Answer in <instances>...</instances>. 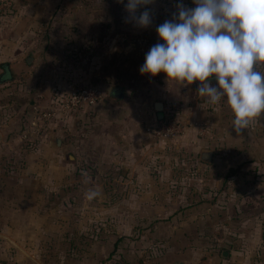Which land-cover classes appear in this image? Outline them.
<instances>
[{"label":"rangeland","instance_id":"374dc122","mask_svg":"<svg viewBox=\"0 0 264 264\" xmlns=\"http://www.w3.org/2000/svg\"><path fill=\"white\" fill-rule=\"evenodd\" d=\"M11 1L17 9L12 19L2 24L1 28L6 24L15 31L14 35L11 34V41L17 39L26 43L32 39L35 45H27L18 59L13 57L15 51L9 48L11 52L6 61L14 76L12 81L0 84V136L4 135V149H7V155L0 158L3 162L0 170L8 176L26 170L28 154L41 155L42 140L48 142L51 139L54 144L53 140L58 135H62L65 141L72 139L68 142L72 146L68 152L70 158L66 155L62 163H57L58 167L68 164L65 173L69 172V179L63 184V187L67 184L68 192L54 198V242L41 245V250L71 254L88 252L93 245L88 240L111 235L118 239L119 244L106 261L108 264H165L166 255L177 250L184 252L193 248L207 258L219 251L220 247L205 242L203 233L199 243L193 240V243L184 245L172 237V230L168 228L174 215L185 219L183 222L186 225L180 230L182 235L189 234V240L191 231L187 223L192 218L188 216V211L184 213V209L195 200L204 199L202 195H192L194 191H200L195 177L202 170L198 172L200 166L192 163L194 156L197 157L193 158L195 161L201 159L198 153L178 148L175 141L159 142L146 135L141 137L142 140H120L119 137L113 144L105 145V142L113 140L112 133L104 129L110 127L111 120L116 116L114 111L59 113L39 128L42 125L40 115L58 109L59 99L75 89L95 86L107 100H111L110 92L114 87L124 89V98L127 92L144 80L149 81L152 88L154 82L167 80L164 73L155 77L141 75L139 68L149 49L158 42L162 43L156 34V27L172 19L178 3L174 0H155L148 6L152 12V24L141 28L126 19L127 0L123 4L117 0ZM183 4L187 7L191 5L188 2ZM18 63L21 68L16 67ZM198 87L199 81L191 85L173 81L172 106L166 100L169 109L164 113L185 121L181 112L183 107L174 104H178L181 97L184 101L195 100L206 104L205 98L196 94ZM105 100L103 102H107ZM221 102L227 104L226 97ZM144 130L148 134L146 127ZM103 135H106V141H101ZM136 141H143V146ZM124 143L128 146L127 154H131L134 162L124 158ZM100 145L105 146L100 155L103 153L109 158L100 159L97 148ZM119 155L124 159H118ZM47 164L45 166L51 169L50 163ZM124 168L127 175H123ZM132 172L143 173L140 180H133V185L127 178ZM132 186V194L127 196ZM89 189L99 191L100 195L92 200L86 199L85 192ZM130 199L146 210L132 214L121 212L122 215H131L132 227H120L117 221L115 225L109 212H102L115 202L124 204ZM57 239L59 242L56 243ZM132 254L134 256L128 258ZM256 263L264 264V260L245 261L243 264Z\"/></svg>","mask_w":264,"mask_h":264},{"label":"crops","instance_id":"0c3cea01","mask_svg":"<svg viewBox=\"0 0 264 264\" xmlns=\"http://www.w3.org/2000/svg\"><path fill=\"white\" fill-rule=\"evenodd\" d=\"M174 2L180 3L181 0ZM182 2H188L191 4L190 7L195 6L192 0ZM16 9L17 6L4 18L3 24L12 19ZM14 32L6 24L3 29L0 28V64H3L0 77L9 73L11 76L9 81H12L14 76L13 69L6 61L11 52L9 48L15 51L13 57L18 59L27 45H35V42H31L32 39L26 43H21L17 39L11 41L10 37ZM16 67L21 68V64L18 63ZM172 82L168 80L154 82L155 86L152 88L149 86L150 82L144 80L138 83V87L135 85L132 91L127 92L124 98V89L114 87L110 92L111 100L106 99L107 102H101L97 108H85L80 111L116 113L110 127L106 126L104 129L113 135V140L105 142V145L113 144L119 137L120 140L124 138L142 140L141 137L145 135L152 138L145 132L143 125L153 123L168 111L169 107L165 101L169 100V104L172 102ZM157 103L163 104V113L156 111ZM176 105L183 107L182 116L189 126L184 136L175 142L178 148L200 155L201 159L198 161H195L196 156L192 157V163L196 164V167L200 166L198 172L202 170L198 177L194 176L200 191H194L192 195L194 197L202 195L204 199L199 198L184 209V213L188 211V216L192 218L187 223L191 231L189 240L187 238L189 234L182 235L180 230L186 225L183 222L185 219L174 215L168 228L172 230V237L178 243L189 245L193 240L199 243L203 238L200 234L203 233L205 242L220 247V250L211 253L209 258L201 252L194 251L193 248L184 252L177 250L166 255L165 264H243L245 261L264 260V113L237 135L232 123L234 115L225 102L216 105L201 104L195 100L184 101L181 97L178 104L175 102L174 106ZM200 126L206 128L204 136L199 133ZM103 136L101 141H106V135ZM56 138L61 141L60 147H55L51 139L48 142L42 140L44 143L41 155L28 154L26 170L16 171L11 176L3 175L0 170V264H108L106 261L112 256L118 243V239L108 235L104 237L105 239L101 237L102 239L88 240L93 244L88 252L71 254L41 250V245L54 242L52 241V229L55 226L54 198L59 195L62 197L68 192L67 184L63 187L69 179L67 177L69 172L65 173L68 164L58 167L57 163H62V158L69 156V148L72 146L68 142L72 139L65 141L62 135ZM136 142L138 145L144 144L143 141ZM5 144L4 135H1L0 158L7 155ZM127 147L125 143L122 146L124 158L128 162H134L131 154L126 152ZM97 148L100 159L109 158L103 153L100 155V152L105 150L104 145ZM119 158L123 156L119 155ZM47 163H50L51 169L45 166ZM125 169L123 175H127ZM232 171L236 173L230 175ZM142 177L143 173L136 172L127 176L131 183ZM130 189L132 190L127 196L132 194L133 186ZM133 201L130 199L124 201V204L115 202L102 212H109L114 224L117 221L120 227H132L134 224L131 215L129 217L124 214L146 211ZM145 203L148 204V201L145 200ZM194 231L197 233L194 234ZM225 245L229 246L225 248ZM129 256L133 257L134 254L128 255V258Z\"/></svg>","mask_w":264,"mask_h":264},{"label":"clouds","instance_id":"9594fccd","mask_svg":"<svg viewBox=\"0 0 264 264\" xmlns=\"http://www.w3.org/2000/svg\"><path fill=\"white\" fill-rule=\"evenodd\" d=\"M123 4L124 0H117ZM155 0H127V20L141 28L152 24L148 6ZM182 0L172 19L156 27L162 43L154 44L140 66L141 75L157 76L182 85L199 81L197 94L216 105L226 97L240 135L264 113V0ZM143 8V11L140 9ZM255 66V70H254ZM215 77L218 86L209 80ZM99 191L89 189L92 200Z\"/></svg>","mask_w":264,"mask_h":264},{"label":"built area","instance_id":"2783aa9c","mask_svg":"<svg viewBox=\"0 0 264 264\" xmlns=\"http://www.w3.org/2000/svg\"><path fill=\"white\" fill-rule=\"evenodd\" d=\"M13 10L14 3L11 0H0V28L2 27L4 18ZM105 99V94L95 86L75 89L59 99L58 109L46 111L40 115L39 121L42 125L39 128H42L45 123L52 121L59 113L71 115L85 108H94ZM188 126L189 124L186 121H181L167 113L161 118L156 119L153 123L145 124L148 134L152 139L159 142L180 139L186 132ZM199 133L201 136H204L206 134V128L200 126ZM24 138H27V136L24 135Z\"/></svg>","mask_w":264,"mask_h":264},{"label":"water","instance_id":"95a60500","mask_svg":"<svg viewBox=\"0 0 264 264\" xmlns=\"http://www.w3.org/2000/svg\"><path fill=\"white\" fill-rule=\"evenodd\" d=\"M9 80H11V76H10L9 73L6 74V75H4V76H2V77H0V83H6ZM209 80H210V82H211L212 85H217V81H216V78L214 76L213 77H210ZM155 109H156L157 112L163 113L164 106H163L162 103H157L156 106H155ZM53 143H54V146L55 147H60L61 146V141L58 138H55L53 140ZM226 254L227 253H225L224 256H226Z\"/></svg>","mask_w":264,"mask_h":264},{"label":"trees","instance_id":"16d2710c","mask_svg":"<svg viewBox=\"0 0 264 264\" xmlns=\"http://www.w3.org/2000/svg\"><path fill=\"white\" fill-rule=\"evenodd\" d=\"M0 84H5V83H0ZM236 173V171H232L231 173H230V175H233V174H235ZM118 244H119V241H118V243L116 244V248L118 247Z\"/></svg>","mask_w":264,"mask_h":264}]
</instances>
